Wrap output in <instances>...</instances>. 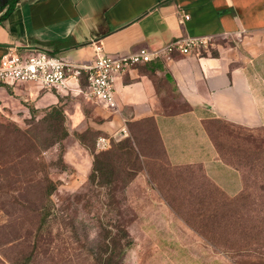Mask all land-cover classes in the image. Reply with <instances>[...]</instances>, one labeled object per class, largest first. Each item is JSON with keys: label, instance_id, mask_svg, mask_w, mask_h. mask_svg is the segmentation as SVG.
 I'll list each match as a JSON object with an SVG mask.
<instances>
[{"label": "crops", "instance_id": "0c3cea01", "mask_svg": "<svg viewBox=\"0 0 264 264\" xmlns=\"http://www.w3.org/2000/svg\"><path fill=\"white\" fill-rule=\"evenodd\" d=\"M187 36L213 43L200 54L127 68L114 83V110L79 92L85 74L63 92L29 81L0 86V94L36 108L63 105L77 132L91 126L100 135H128L132 123L152 118L171 165L200 164L233 196L240 173L220 158L206 127L215 119L264 126V0H19L0 21V58L15 46L89 63L92 42L121 56Z\"/></svg>", "mask_w": 264, "mask_h": 264}, {"label": "rangeland", "instance_id": "374dc122", "mask_svg": "<svg viewBox=\"0 0 264 264\" xmlns=\"http://www.w3.org/2000/svg\"><path fill=\"white\" fill-rule=\"evenodd\" d=\"M55 105L62 113L42 120L53 105L36 108L29 100L16 96L8 100L0 94V264H101L95 240L121 219L118 211L133 241L121 264H236L166 201V195L189 196L184 182L197 175L194 168L185 170L187 178L180 181L175 176L170 183V176L161 175L160 151L148 134L147 152H142L148 158L139 157L141 169L132 171L131 165L117 159L119 155L111 154L110 159L116 157L108 175L113 176L111 189L105 183L96 186V180H89L94 155L111 151L128 135H100L91 126L72 131L63 105ZM210 127L225 158L242 152L231 149V140L222 133L264 137V126L212 123ZM100 136L109 138L102 149L96 145ZM130 173L133 177L123 187ZM47 179L53 190L46 197L51 187ZM189 201L198 206L196 199ZM44 205L49 207L48 218L37 232Z\"/></svg>", "mask_w": 264, "mask_h": 264}, {"label": "trees", "instance_id": "16d2710c", "mask_svg": "<svg viewBox=\"0 0 264 264\" xmlns=\"http://www.w3.org/2000/svg\"><path fill=\"white\" fill-rule=\"evenodd\" d=\"M18 1L6 0L0 7V21L11 13ZM61 111L59 106L53 105L42 120L57 116L62 113ZM212 123H229L219 119L210 120L206 130L220 158L240 173L242 188L233 196L226 194L212 182L205 175L200 164L171 165L167 160L152 118L132 123L130 134L113 144L111 151L95 154L89 180L91 183L96 180V186L108 184L110 190L113 176L108 175L111 174L110 167L117 155H119L117 159L122 160L124 165L132 166L129 167L130 170L139 171L142 166L139 157L148 158L142 152H147L149 142L145 137L149 134L154 139L155 147L160 151L161 158L157 160L161 175L170 176V183H172V177L175 176L180 181L187 178L188 175L185 172H189L192 168L198 172L195 177L191 174L189 176L191 180L184 182L188 187L186 192L189 196L186 195L187 198H182V195L177 197L166 195V201L170 207L186 224L215 248L226 253L236 264H264V137L257 138L250 134L242 136L233 131L231 134L222 133L228 137V140H231L228 145L231 149L242 152L240 156L225 158L210 127ZM65 134L64 131L58 138L62 139ZM111 154L115 155L112 159L109 157ZM121 155H125L127 160H123ZM106 177H108L107 180H104ZM131 177L133 174L130 173L127 180H123V187ZM47 183L51 182L47 179ZM50 186L46 197L53 190V185L50 184ZM107 195L110 196V200H113L112 192L108 191ZM186 199L188 201L183 204L182 201ZM190 199H196L198 206H192ZM207 204L209 208H205ZM41 211L37 232H40V228L48 218L49 207L44 205ZM119 216L121 219L112 224L110 229H103L95 240L98 262L101 264H121L127 248L132 245L133 241L127 230L128 224L122 220L121 211H118V218Z\"/></svg>", "mask_w": 264, "mask_h": 264}, {"label": "built area", "instance_id": "2783aa9c", "mask_svg": "<svg viewBox=\"0 0 264 264\" xmlns=\"http://www.w3.org/2000/svg\"><path fill=\"white\" fill-rule=\"evenodd\" d=\"M212 43L207 36H187L171 40L158 49L141 47L129 54L113 56L102 54L101 44L92 42L93 54L89 63L76 62L67 56L52 55L43 50L21 51L12 46L0 58V86L31 81L63 92L68 89L70 78L80 82V77L85 74V84L79 92L85 98L99 100L114 110L117 107L114 83L127 68L162 58L171 60L175 53L200 54ZM108 143V137L100 136L96 145L102 149Z\"/></svg>", "mask_w": 264, "mask_h": 264}, {"label": "water", "instance_id": "95a60500", "mask_svg": "<svg viewBox=\"0 0 264 264\" xmlns=\"http://www.w3.org/2000/svg\"><path fill=\"white\" fill-rule=\"evenodd\" d=\"M6 2V0H0V7Z\"/></svg>", "mask_w": 264, "mask_h": 264}]
</instances>
